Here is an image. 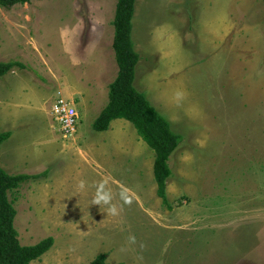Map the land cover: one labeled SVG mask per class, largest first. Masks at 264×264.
<instances>
[{
    "label": "rangeland",
    "instance_id": "374dc122",
    "mask_svg": "<svg viewBox=\"0 0 264 264\" xmlns=\"http://www.w3.org/2000/svg\"><path fill=\"white\" fill-rule=\"evenodd\" d=\"M118 2L0 6V62L26 66L0 79V115L12 123L0 124L11 133L0 166L45 174L10 200L23 246L55 241L32 264H89L101 254L108 264H264V112H253L264 100L263 0L137 1L135 87L153 106L160 93L157 111L182 137L169 162L168 206L157 196L155 153L135 127H93L118 75ZM145 75L148 91L139 89ZM59 90L80 115L74 138L62 137L51 115ZM103 181L118 216L92 204Z\"/></svg>",
    "mask_w": 264,
    "mask_h": 264
},
{
    "label": "trees",
    "instance_id": "16d2710c",
    "mask_svg": "<svg viewBox=\"0 0 264 264\" xmlns=\"http://www.w3.org/2000/svg\"><path fill=\"white\" fill-rule=\"evenodd\" d=\"M137 0H119L114 20L113 50L118 75L110 85L109 103L94 122V130L106 132L116 120H126L136 129L139 137L154 151V179L157 196L168 206L167 182L172 177L170 160L182 143V137L172 130V124L135 87L136 68L140 54L135 50L132 31ZM31 0H0V6L11 8L30 3ZM264 2V0H263ZM15 68L26 69L20 62H0V78ZM11 133H0V147ZM45 174L11 175L0 166V264H32L40 260L54 246L47 238L33 246H23L15 227L17 210L10 194L31 180H40ZM108 254H101L89 264H108Z\"/></svg>",
    "mask_w": 264,
    "mask_h": 264
},
{
    "label": "built area",
    "instance_id": "2783aa9c",
    "mask_svg": "<svg viewBox=\"0 0 264 264\" xmlns=\"http://www.w3.org/2000/svg\"><path fill=\"white\" fill-rule=\"evenodd\" d=\"M51 115L58 126L57 132L62 137L70 139L76 136L80 115L74 101L66 98L61 92H58L57 98L52 104Z\"/></svg>",
    "mask_w": 264,
    "mask_h": 264
},
{
    "label": "crops",
    "instance_id": "0c3cea01",
    "mask_svg": "<svg viewBox=\"0 0 264 264\" xmlns=\"http://www.w3.org/2000/svg\"><path fill=\"white\" fill-rule=\"evenodd\" d=\"M138 1V0H137ZM137 1H136V5H137ZM135 11H136V6H135ZM134 18H135V14H134ZM134 18H133V20H134ZM133 23V22H132ZM158 26H160V24L158 25ZM230 28V29H229ZM225 31L227 32H229V33H231L232 32V28H231V25L227 28V29H225ZM166 33V32H165ZM233 34H235V33H233ZM224 39V38H223ZM135 47V46H134ZM163 57V56H162ZM244 58L242 55H239V58ZM140 61H141V59H140ZM140 61H139V63L138 64H140ZM249 64L247 65V67L245 68L247 71H248V74L250 73V71H251V68L252 67H256V65H253V64H251L250 62H248ZM241 69V72H243V68H240ZM154 70V69H153ZM118 71H119V69H118ZM147 74H149V73H147ZM146 74V75H147ZM145 75V77H144V80H143V88L144 89H141V88H139L140 90H142V91H148V89H147V87H148V85H147V83H149L147 80H146V78H147V76ZM117 78V77H116ZM1 79V78H0ZM140 80V79H139ZM138 84H139V82H138ZM138 84H137V86H138ZM58 92H61L65 97H66V94H65V92H63L62 90H59ZM58 92L56 93V95H54V101L56 100V98H57V94H58ZM140 93H142L141 91H139ZM246 93H247V90L245 91ZM156 93V96H153L152 98V100H153V104H154V106L157 108V110H159V111H161V112H163L162 111V109H163V98H162V96L160 95V93H158V92H155ZM142 94H144V93H142ZM145 95V94H144ZM67 98V97H66ZM5 100V99H4ZM53 101V102H54ZM228 101H230V100H228ZM261 101H264L263 99H259L258 101H257V103H256V107H255V110L253 111V112H259V110H261L262 112H264V110L262 109V108H264L263 107V105H259V102H261ZM4 102L3 101H1V99H0V104H3ZM157 105H162V108H159V106H157ZM249 106V102L248 101H245V99L243 100V104H242V107L243 108H247ZM251 106H249L248 108H247V110L250 108ZM3 109V107L2 106H0V112H3L4 110H2ZM236 111V110H235ZM233 109H230L228 112H235ZM18 115V113L15 115V116H17ZM15 116H13V117H11L12 119H15ZM20 116H22L21 114H20ZM10 113H7V114H5V115H3V116H1L0 115V124L1 123H3V122H8L9 124H12V123H10ZM8 124V125H9ZM9 129H11V128H9ZM7 130V129H6ZM6 130H3V129H0V132H2V133H7V132H9V131H6ZM10 133V132H9ZM11 138V137H10ZM1 148V147H0ZM2 168V167H1ZM3 169V168H2ZM6 171V170H5ZM7 172V171H6ZM8 173V172H7Z\"/></svg>",
    "mask_w": 264,
    "mask_h": 264
},
{
    "label": "clouds",
    "instance_id": "9594fccd",
    "mask_svg": "<svg viewBox=\"0 0 264 264\" xmlns=\"http://www.w3.org/2000/svg\"><path fill=\"white\" fill-rule=\"evenodd\" d=\"M85 182L84 181H80V187L83 188L84 187ZM98 193L95 196V198L92 201V204H97L102 206H106L107 208V215H112V216H118L120 214V208L112 203L114 196L113 193L111 192V190L107 187V182L103 181L101 182V184L98 186ZM120 199L125 203H130L129 199L127 198V194L125 191H121L120 193ZM129 241L131 243H135L136 241V237L130 236L129 237Z\"/></svg>",
    "mask_w": 264,
    "mask_h": 264
}]
</instances>
